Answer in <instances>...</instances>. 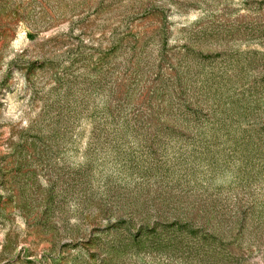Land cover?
<instances>
[{"label":"rangeland","instance_id":"rangeland-1","mask_svg":"<svg viewBox=\"0 0 264 264\" xmlns=\"http://www.w3.org/2000/svg\"><path fill=\"white\" fill-rule=\"evenodd\" d=\"M0 264H264V0H0Z\"/></svg>","mask_w":264,"mask_h":264}]
</instances>
